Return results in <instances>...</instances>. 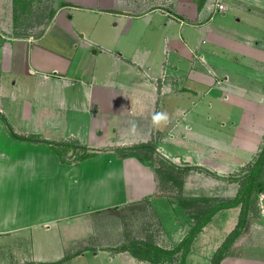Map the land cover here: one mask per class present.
I'll list each match as a JSON object with an SVG mask.
<instances>
[{"label":"crops","instance_id":"0c3cea01","mask_svg":"<svg viewBox=\"0 0 264 264\" xmlns=\"http://www.w3.org/2000/svg\"><path fill=\"white\" fill-rule=\"evenodd\" d=\"M59 1L37 24L25 5L0 0V264H153L115 249L129 242L116 221L122 211L160 197L156 156L191 167L184 198L231 196L260 150L262 137L211 136L212 120L226 115L238 127L264 108V0ZM82 11L114 22L104 40L113 48L78 34ZM133 31L135 47L118 53ZM92 46V57L78 56ZM9 125L95 155L63 160L51 144L13 137ZM145 142L156 147L152 159L119 152ZM171 204L175 247L194 218L180 199ZM241 211L216 212L185 264H211ZM248 219L220 264H264V216L249 212Z\"/></svg>","mask_w":264,"mask_h":264},{"label":"rangeland","instance_id":"374dc122","mask_svg":"<svg viewBox=\"0 0 264 264\" xmlns=\"http://www.w3.org/2000/svg\"><path fill=\"white\" fill-rule=\"evenodd\" d=\"M17 2L22 4V6L25 5L28 11L29 10L34 11V15L30 17L29 22L35 21L34 23L37 22V24H39L40 23L39 21L41 20L42 21L46 20V18H48V15L50 14V10L53 9V11H55L58 8L59 3H60L59 0H17ZM216 15L221 16L220 13H217ZM236 15L237 13H235L234 11L228 10L226 19L230 21H235L237 17ZM75 24H76V29L79 32L78 34L80 36L81 34H86V37L84 40L90 39L91 41H99V43H101L103 46L113 48L112 47L113 45L112 46L107 45L104 42V40L112 38L113 34L115 33L113 32L114 29L112 28L114 22L110 18L102 14H99V13H92V12L86 11L84 13L77 14L76 19H75ZM32 32H35V30H33ZM135 34H136V31H133V33H131L129 36L124 34V36L120 40L121 44L118 45V47L116 46L115 50L118 53L130 52L128 51V49L132 46L135 47V44L133 45ZM259 35L264 40V27L259 31ZM95 47L96 46H92V48H86L84 50L78 49L80 50L78 53V56L84 57V55L89 56L91 54V56L89 57H92V53ZM84 51H87V52L85 53ZM240 59L243 61V66L241 70L248 71L249 69L246 66L247 60H245L243 57H240ZM262 89L264 93V83L262 84ZM230 109H231L230 115L237 116V112H239V109L233 105L230 106ZM209 113H210L209 116H212V117L218 116V112L216 110H211ZM248 115L250 114L247 113V116ZM256 115H257L256 117H253V119H249V121L246 119L247 121L242 123L238 127L233 123L234 118H229V120H227L226 115H224L222 117H224L223 119L226 120L227 123L225 125H222L224 122L221 121V126L224 127L222 128V130L218 129L220 128L219 121L222 120L221 119L222 117H220L219 120H212V124H214L213 128H216V129L213 130L212 132L213 136L211 137H227V135H230L231 137V134L234 133L235 135L236 132H238V137H242V136L243 137H259V138L262 137L261 145L259 147V149L261 150L264 145V108L260 109ZM200 128L201 127L197 128V131L201 133ZM237 128L239 129V131L237 130ZM216 130H221V131H216ZM43 132L47 133L46 129H44ZM28 135H31V133H28ZM49 135L52 136V134H49ZM259 152L256 154L257 157H255L253 161H251V163L249 161L245 165V167L241 168L242 173H240L241 174L240 178L245 176L243 174L246 172L248 173L249 169L254 165L255 161L257 160L259 156ZM162 160H164L162 159V157L156 156L155 162H159V161L161 162ZM182 160H185L184 157ZM179 167H182V166H179ZM263 176H264V171H263ZM183 177L185 178V176ZM241 181L242 180L240 179L239 181H234L233 186H235V188L232 189L233 187L232 186L231 189H229V193H232L231 196L219 195V196H208V197L233 198L234 196L237 195L241 187ZM232 182L233 181H231V183ZM182 193L183 191L182 190L179 191L178 189H169L166 187L164 189L160 188L157 194L160 197L157 198V200L156 199L154 200L151 207H147L148 201H146V202H142L140 205H137L135 207L134 206L130 207L129 208L130 211L123 210L122 211L123 213L121 214L120 219L116 221L119 222L120 226L123 227V231H125V235H126L125 240H127V242L128 241L131 242L132 240L151 242V240H153L154 244L162 248L172 249L174 247L173 246L174 238H172V236L174 235L172 233L178 228V225L175 222L176 217L178 215H177V210L172 206L171 202L176 203V201L177 200L179 201L181 197L184 198ZM259 193L260 191L256 192L251 199V203L248 208V211L250 212V214L253 213L255 215L257 212L258 214H261L258 208V204H257ZM186 198H191V197H186ZM196 198H201V197H196ZM156 214H159L160 217L163 216L164 218L163 227L164 228L162 227L159 221L160 218ZM248 218H249V214H248ZM194 223H195V219L191 221L186 220V223H185L186 233L184 231L185 235L193 227ZM107 262H108L107 259L103 260L104 264H107ZM181 262H182V258H181V252H180V253H177L172 259H168L164 261L163 264H181Z\"/></svg>","mask_w":264,"mask_h":264},{"label":"trees","instance_id":"16d2710c","mask_svg":"<svg viewBox=\"0 0 264 264\" xmlns=\"http://www.w3.org/2000/svg\"><path fill=\"white\" fill-rule=\"evenodd\" d=\"M5 119V118H4ZM11 135L23 140H31L51 144L52 148L63 159L83 160L94 156V152H88L76 142H55L41 139L35 135H22L15 132L12 126L9 125ZM119 152H130L132 155L139 157L142 160L152 159L156 153V147L152 142H145L124 148ZM140 152H144L146 156H142ZM164 159V158H162ZM156 171L162 182V189H178L182 190L184 177L191 170V167H179L168 160L164 159L161 162H156ZM172 169V171H171ZM264 145L259 152V156L254 165L246 172L240 180L241 187L236 196L233 198L220 197H201V198H180L181 205L187 210L189 215L195 219L193 227L184 236V238L172 249L162 248L153 242H142L132 240L121 245L116 251L129 250L134 256L148 260L153 264H163L164 261L172 259L177 253L181 252L182 262L185 264V258L190 250V247L202 228L211 220L213 215L225 208L242 206L241 216L234 230L229 234L221 247L215 251L212 257L211 264H220L223 258L227 255L229 247L234 243L239 234L243 231L248 220V208L251 199L256 192L264 191ZM180 174V176H179ZM179 187V188H177Z\"/></svg>","mask_w":264,"mask_h":264},{"label":"built area","instance_id":"2783aa9c","mask_svg":"<svg viewBox=\"0 0 264 264\" xmlns=\"http://www.w3.org/2000/svg\"><path fill=\"white\" fill-rule=\"evenodd\" d=\"M217 8H218V10H224L225 7H224L223 3H218ZM257 204H258V208H259L261 215L264 216V191H262L258 194Z\"/></svg>","mask_w":264,"mask_h":264},{"label":"water","instance_id":"95a60500","mask_svg":"<svg viewBox=\"0 0 264 264\" xmlns=\"http://www.w3.org/2000/svg\"><path fill=\"white\" fill-rule=\"evenodd\" d=\"M125 155H127V153H123V154H121L120 156H125Z\"/></svg>","mask_w":264,"mask_h":264}]
</instances>
